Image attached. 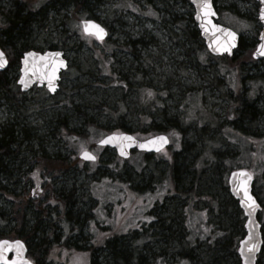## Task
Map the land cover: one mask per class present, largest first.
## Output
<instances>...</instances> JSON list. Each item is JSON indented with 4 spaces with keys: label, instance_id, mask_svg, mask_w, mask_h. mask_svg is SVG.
I'll return each mask as SVG.
<instances>
[{
    "label": "rangeland",
    "instance_id": "rangeland-1",
    "mask_svg": "<svg viewBox=\"0 0 264 264\" xmlns=\"http://www.w3.org/2000/svg\"><path fill=\"white\" fill-rule=\"evenodd\" d=\"M18 2L48 10V22L43 28L31 31L30 46L44 50L46 41L52 38V44L64 48L69 68L62 74L60 90L55 96L44 94V89L36 87L24 95L25 106L29 107L26 115L9 110L2 101L0 124L23 121L21 125L36 129L35 135L39 138L48 136V121L68 115L70 128L79 133L88 130L89 141L97 142L109 133L122 130L142 141L162 132L171 138V147L166 153H135L126 162L122 160V165L113 161L115 151H111L97 170L102 172L107 167L108 171L120 174H113V178L100 179L101 173L90 176L81 170H73L66 178L47 176L43 186L57 202L61 189L74 190L77 213L72 216L69 227L61 220V213H56L57 208L49 212L57 221L40 219L41 227L47 225L46 236L52 233V227L62 236L58 245L51 246L46 259L39 257L41 263L90 264L81 256L89 252L71 243L89 246L88 240L92 239L99 264L113 263L108 255L105 257L106 250L100 252L104 243H109L123 258L133 251H141L144 246L150 250L147 262H152L154 255L163 254L164 259L157 257V264H189L181 261L182 252L188 249L192 250V264H241L237 248L245 234V218L237 202L234 213L226 209L232 198L227 179L229 168L234 167L254 172L263 182L257 165L249 161L251 156L253 161L264 157L263 61L253 66L243 56L244 51L238 50L235 55L245 73L240 77L237 70L223 67L225 58H208L198 63L192 56L188 60L189 43L182 37L186 25L182 27L177 22L189 19L187 25L191 28L193 10L181 0H101L79 10L73 0L55 4L37 0ZM167 3L173 6L171 15ZM216 6L218 23L241 34L245 49L253 44L252 55L261 31L256 1L216 0ZM15 7L11 0H0L1 15ZM88 18L110 29L111 38L97 43L84 36L81 22ZM69 20L70 24H63ZM218 63L222 65L221 74L216 69ZM19 75V70L12 69L9 76L18 79ZM225 78L231 91L244 92L243 110L256 120L254 130L247 125V120L226 126L228 104L221 89ZM224 89L227 94L230 92L228 87ZM211 112L223 126L221 129ZM248 134L253 138L245 136ZM237 143L241 154L235 158L240 152ZM29 145L34 151L39 148L36 141ZM52 147L62 161L70 154L77 158V152L68 154L61 144ZM217 167L221 171L216 172ZM88 168L84 165L83 170ZM17 179L9 191L22 196L24 179L20 176ZM31 181L33 187L34 180ZM2 185L7 184L4 181ZM188 190L194 193H187ZM254 193L263 206L258 221L264 232V183L257 181ZM9 197L0 196V211L4 214L13 207ZM213 202L218 207L211 209ZM92 214L94 219L84 223V216ZM161 217L169 219L165 229H161L166 236L158 231ZM74 224L83 226L82 232L79 236L74 232L70 237L68 228ZM14 226L13 222L1 224L0 236L15 232ZM38 247L39 243L33 251ZM257 264H264V247Z\"/></svg>",
    "mask_w": 264,
    "mask_h": 264
},
{
    "label": "trees",
    "instance_id": "trees-1",
    "mask_svg": "<svg viewBox=\"0 0 264 264\" xmlns=\"http://www.w3.org/2000/svg\"><path fill=\"white\" fill-rule=\"evenodd\" d=\"M11 1L14 7L15 6L16 7L12 8V10H9L8 12L2 13V15L0 14L2 16V22H0V25L2 24L1 25L2 28L0 29V47L7 54L8 59L10 60L9 70L4 73H0V103L4 101L6 102L9 110H14L15 112L19 111L22 115H26L28 113L29 107L25 106L24 95L20 92L18 86L16 85V80L9 75L12 69L16 70L19 58L24 52L29 50L42 51L40 48L36 46H30L31 31L34 28H38V29L43 28L44 24L48 22L49 17H48V10H46L44 6L35 7L34 5L29 6L27 4L20 5L18 0H11ZM73 1L77 10H79L81 8L85 9L84 7L85 6L87 7L90 4L91 5L98 4L100 3L101 0H73ZM51 2L53 4L61 3L60 0H52L50 1V3ZM181 2L188 4L187 0H181ZM167 7H169L168 13L169 15H171V9H173V6L170 7L169 4L167 3ZM50 9L53 10V7ZM188 20L186 22L183 21L177 22V24L182 27L183 25H186V28H183L184 32L182 37L185 38L189 43V48L187 49L186 52L188 60H191L193 58L192 56L195 57L198 63H201V61L206 62L208 58H211L213 60H218V58L215 59L211 57L208 51L206 50L203 41L199 35V32L196 28V25L194 23L193 13L190 12V23L192 26L191 28H189L187 25ZM63 24L64 25L70 24V20ZM170 36L175 37L172 36L171 33ZM50 40L51 41H46L47 43L46 50H55V49L64 50L62 46L52 44V38H50ZM249 46L250 48H253V44H249ZM250 48L245 49L243 44V38H241L239 50H243L245 52V54L243 52V56L247 57L248 61H250L253 66H257L256 65L257 62L251 59L252 49ZM238 60L239 58L236 55H234L232 58H225V60H223L225 62L223 67H226L225 69L237 70L241 74L239 76L242 77V75H244L245 73L244 74L242 73V69L239 63L240 61L238 62ZM262 64H264V61L262 62ZM217 65L218 66L216 67V69L219 72V74H221L222 65H220L219 63ZM244 80L245 79H243L242 82H244ZM222 83L224 84L223 88H221L223 89L222 97L224 100L227 101L228 104L227 115H226V124H227L226 126L229 127L230 125H235L238 121L243 122L244 120L245 121L247 120L248 122L247 125L254 130L255 126L257 125L256 120L254 121L252 114H246V112L243 110L246 105V102L243 101L244 92L243 91L238 92L237 90L231 91L229 87L230 83L227 82L226 78L224 81H222ZM225 87H228L230 91L228 94L226 93L227 91H225L224 89ZM246 101L247 104H249V101L248 100ZM77 112L79 113V111ZM211 114L214 115L212 112ZM230 115H233L234 117H231ZM70 122L71 121H69L68 115H66L63 118L55 119L54 121L53 119H51L50 121H48V125H47L49 131L46 130L48 136L41 135L39 138H37V136L35 135V133L37 132L36 129L28 128L27 126L21 125L23 121H19L16 124L10 122L8 123L4 122L0 124V196L3 197L10 196L9 198H11L13 204V207L9 213L4 214L2 213V211H0V225L8 222L15 223L14 226L15 232L14 233L11 232L9 235L6 236H0V238L16 239L17 237H20L21 239L25 240L31 249L29 253L30 258L35 260L37 264H43L41 263L43 261L40 260L39 257L42 258V256H44L46 259L47 253H49L50 249H52L51 246H53L54 244L58 245L60 243V238L62 237L55 233L56 231L54 227H52V233H50V235H52L51 236L52 238L50 239V237L48 238V236H46L45 233L47 230V225L41 227L40 225L37 224L38 216H39L38 211L39 210L41 211L40 213H42V219H45L46 222L47 220L49 222H53V221H57L58 218L55 220L54 218H52V214L51 213L49 214V212L52 209L54 211V209L57 208L55 209L56 213H61V220L66 221L69 227L72 223V219H71L72 216H74L77 213L76 211L77 206H76V201L74 199L75 198L74 190L71 189L66 191V189L65 190L61 189L59 192L60 195L58 196H59V201L63 203V210H61L59 207L56 206H50L49 205L50 203H46V202H42L41 207L39 209L35 208L33 204L29 203L30 201L29 196L25 195L26 190H28L29 187H32V181L28 177L26 178L24 177L26 174H28L29 169L33 170L36 161L41 163V167H46L47 171L48 170L50 171V169L60 170L65 166V164H61V163H64L67 160L63 162L60 158L54 159L53 155L47 152L46 148L47 149L51 148V146H49V143H47V140H50L52 138L56 140H67V139L74 140L73 148L74 150H76V147L78 146V142H80L81 140H88L90 138L91 135L89 134L88 130L83 133L73 131L70 128ZM215 122L219 129L223 127L219 125L217 118ZM140 125L143 126L142 123H140ZM87 128H89V124H87L86 129ZM252 132L253 131H251V133ZM241 134L243 135L244 132H241ZM74 136H76L78 139H74L73 138ZM245 136L249 138L252 137V135L250 134ZM38 140L40 141L39 146L41 150L37 152L34 151L33 149H30L32 147H30L29 143ZM218 140H222V138H218ZM24 147L28 149L25 150L23 149ZM262 147L264 148V146ZM240 148L241 147L239 146V150ZM24 151H27V154H25ZM39 152L41 153L40 155ZM240 154H241V150L238 154H236L235 158H237ZM234 159H230V160H234ZM249 161L250 164L257 165L260 171V175L261 177L263 176V181H264V173H263L264 157L258 161H253V156H251ZM236 169L239 168L231 167L229 168V171ZM218 171H221L219 167L216 168V172ZM216 175L218 174L216 173ZM18 176L24 179L23 181L25 183L22 189L23 192L22 196L19 195L16 196L11 191H9L11 185L16 184L19 181L17 179ZM256 177L258 181H260L262 184L261 178H259V176L257 175ZM4 181L7 184L6 186L2 185ZM50 187L51 186H49V188ZM87 187H89V185H87ZM187 193H194V192L188 190ZM226 194L228 195V192ZM91 200L92 199L90 197V201ZM235 203L236 201H234V199L232 198L229 199V205L226 207V209H229V211L231 210L234 213L235 212L234 207L236 206V205L234 206ZM212 204L213 205L211 206V209L213 206L218 207V204L216 203L214 204V202ZM76 217L78 218V216ZM93 219H94L93 214L91 217L85 215L84 223H89ZM160 219L162 225L161 227L158 228L159 234H163L164 236H166V234H164L161 229H165V225L168 224L169 219L166 218L162 219V217ZM23 227H25V230L27 232L21 230ZM82 227L83 226L74 224L71 229L68 228V236L72 237L74 232H77L79 236V233L82 232ZM127 235L128 234L124 236ZM150 235L152 237V233H150ZM237 235L241 236V234L240 235L237 234ZM263 240H264V232H263ZM88 241H90L88 242L90 244L89 246L88 245L86 246L85 244L78 245L77 242H72L71 245L78 246L79 249L89 252L88 255L84 253V255L81 256H85L90 264H99L97 261L98 251L93 246L92 239ZM121 241L124 242V240ZM38 243H39V247L38 250L35 252L33 251V248L36 247ZM114 243L117 242L115 241ZM167 243H169V241ZM101 247L102 248L100 249L101 250L100 252L106 250L107 254L105 255V257L108 255V258L113 261L112 264H142L144 260H146L144 264H157V260H158L157 257L163 258V254H160L159 256L154 255L153 261L147 262V259L149 257L148 252L150 250L144 248V246L142 247L141 251L139 252L133 251L126 258H123L120 255H118L117 252H115L111 248L109 243H104ZM191 255H192L191 249L182 252L181 261H186L189 264H192Z\"/></svg>",
    "mask_w": 264,
    "mask_h": 264
},
{
    "label": "water",
    "instance_id": "water-1",
    "mask_svg": "<svg viewBox=\"0 0 264 264\" xmlns=\"http://www.w3.org/2000/svg\"><path fill=\"white\" fill-rule=\"evenodd\" d=\"M40 1H48V0H40ZM189 2L194 9V16H193L194 22L200 33V37L202 38L204 45L209 51V53L213 57H223V56L232 57L235 50H237L239 47L240 35L237 34L235 31H233L232 29L217 23L219 16L214 6V0H208L209 4L211 5V11L213 14L208 16L207 19L204 18L203 10L199 7L201 0H196L195 3L193 2V0H189ZM256 2L259 4L260 7L258 21L261 24V32L258 37L259 43L252 54V58L256 61H261L264 59V56H261L259 54L260 46L264 44V39H262V37H264V19H261V13L264 12V0H256ZM85 21L94 22L95 24L100 25L104 29L105 35L103 36L102 40L97 39L94 35H89L85 33L84 31ZM81 28L85 36L94 37L97 42L105 41L108 37L107 29L96 20L91 19V20L82 21ZM230 33L234 34V38L233 36L229 35ZM0 52L4 54V59L6 60L4 66L0 67V73H4L9 68V60L6 53L3 51L1 47H0ZM28 53H34L35 55L29 56ZM56 53H59L60 55L56 56L55 55ZM60 61H63L64 63L60 64L59 63ZM68 66L69 63L65 58L64 52L61 50H50L45 52H37L34 50L27 51L23 54L21 58L20 76L17 80V85L20 87V91L22 93H28L34 87H37L40 89L45 88L50 96H54L60 89L59 83L61 81V75L67 71ZM53 69H55V77H56L53 80V83L55 85V91H52L48 86L49 85L48 77L52 74ZM21 80L24 81V84L20 83ZM25 85L27 86L25 87ZM113 135L117 137L129 136L132 138V141L117 140L105 144H101L99 142L98 145L114 149L117 155L124 160L129 159L131 154L136 151L144 152L145 154L154 155L162 151H166L170 146V139L166 134H159L143 141L136 139L131 133L109 134L103 139H106L107 137ZM160 136L166 137L167 143H161L159 141H157L156 144L148 143L149 141H153L156 137H160ZM141 145L144 146L141 147ZM157 147H159V150H157ZM122 148L125 153L123 155L121 154ZM86 152L94 156L90 151H86ZM79 158L85 162H92L96 160V157L95 160L84 159L82 153L80 154ZM234 173L236 174L244 173V179L247 180L248 193L256 202V207L254 210L249 209L246 204L241 202V197L243 196V193L234 190L235 185L237 183V179L233 176ZM253 185H254V177L250 173V171L246 169L235 170L231 172L229 175L228 186H229L230 194L236 201H238L239 207L243 211L246 218L244 224L246 235L239 242V247L237 250V254L240 258L241 264H257L258 255L263 246L261 225L258 222V218H257L258 213L261 211L262 207L258 202L257 198L253 195L252 192ZM249 212H251V215H249ZM250 233L252 235L251 240H249ZM2 241H9L10 243L8 246L0 245V264H35L30 259L27 258L28 247L24 241L20 239L0 240V242ZM17 241L19 242V245L16 244ZM249 243H255L257 245V247L251 253L247 251V244ZM241 249H244L243 255L241 254Z\"/></svg>",
    "mask_w": 264,
    "mask_h": 264
},
{
    "label": "flooded vegetation",
    "instance_id": "flooded-vegetation-1",
    "mask_svg": "<svg viewBox=\"0 0 264 264\" xmlns=\"http://www.w3.org/2000/svg\"><path fill=\"white\" fill-rule=\"evenodd\" d=\"M46 3H49V2H46ZM215 3H216V0H215ZM188 6L192 10L189 3H188ZM107 30L109 32V37L107 38V40H109L111 38V31L108 28H107ZM88 38L91 40H94L93 37H88ZM107 40L103 41L102 43H105ZM23 54L19 58V61H18L17 67H16V70H19V72H20L21 58H22ZM9 67H10V65H9ZM8 70H9V68H8ZM14 79L17 81L16 77H14ZM23 95H25V94H23ZM73 138L78 139L76 136H74ZM100 140L97 142L96 141H89V140H84V142L80 141V142H78V148L76 150H74V148H73L74 140H71V139L56 140L53 138L50 140H47V143H49V146H51V147L54 145H60L61 144L62 149H64L66 151V153H68V154H70V153L73 154V151L77 152V154H76L77 158L74 159V157L70 154L69 157L67 158V161L66 162L63 161L64 163H61V164H65V166L63 168H61L60 170H57V169L51 170L50 169V171L49 170L47 171L46 167H41V163L36 161L33 170L29 169L28 174H26L24 177V178L28 177L29 179L34 180L33 187H29L28 190H26V192H25L26 193L25 195L29 196V198H30L29 203L33 204L35 206V208L39 209L41 207L42 202H46V203H50L49 204L50 206H56V207H59L61 210H63V203H61V201L57 202L56 198H51L49 190H47V188L43 186L44 184L46 185V183H47L46 182L47 176H50L51 179L66 178L67 176H69V174L71 172H73V170H77V171L81 170V171H84L85 174H87V175L89 174L90 176H95L97 173H101L100 179L104 178V177L113 178L112 175L117 173V172L108 171L107 167H106V170L102 171V172L97 170V168H100L99 166H100V163H102V160L106 159L107 155H109V153L111 151H115L114 149H111L108 147L99 146L98 143L100 142ZM86 142H88V143H86ZM36 143H39V145H40V141H36ZM82 144H83V146L81 148H79L80 145H82ZM24 149L27 150L28 148H24ZM40 150H41V148L39 146L38 150H36V151L38 152ZM84 151H90L96 157V160L92 161V162H85V161L81 160L79 158V155L81 154V152H84ZM24 152H25V154H27V151H24ZM47 152H49L51 155H53L54 159L59 158V154L56 153V150H54L53 147L50 151H47ZM28 153H31V152H28ZM164 153H166V152H160L159 154H164ZM40 154L41 153L39 152V155ZM143 155H145V154H143ZM131 157H132V155H131ZM116 160L119 161V165L120 164L122 165V159L119 158V156L117 155V153L115 151L113 161H116ZM84 165H88L89 168L86 170L85 169L83 170ZM92 166H96V167L94 170L91 171ZM263 173H264V171H263ZM115 175H120V174H115ZM263 183H264V181L262 182V184ZM38 212H39V216H38L37 224L40 221V219H42V213H40L41 211L39 210ZM52 218L56 219V217H54L53 214H52ZM21 230H24L25 232H27L25 230V227H23ZM51 236L52 235L49 234L48 238L50 237V239H51L52 238ZM16 239H21V238L17 237ZM16 239H10V240H16ZM21 240H23V239H21ZM23 241L27 244V242L25 240H23ZM27 247H28V253H27L28 258L32 262L36 263V261L31 259L29 256L31 249L28 246V244H27Z\"/></svg>",
    "mask_w": 264,
    "mask_h": 264
},
{
    "label": "snow or ice",
    "instance_id": "snow-or-ice-1",
    "mask_svg": "<svg viewBox=\"0 0 264 264\" xmlns=\"http://www.w3.org/2000/svg\"><path fill=\"white\" fill-rule=\"evenodd\" d=\"M193 2L195 3L196 0H193ZM199 7L203 10V16L205 19H207L208 16L213 14L211 11V5L209 4L208 0H201ZM261 19H264V12L261 13ZM213 27H215V26H213ZM84 31H85V33H87L89 35H94L99 40H102L103 36L105 35L104 29L100 25L95 24L94 22H91V21H85L84 22ZM229 35L233 36V38H234V34L230 33ZM262 39H264V37H262ZM225 50H227V49H225ZM259 54L261 56H264V44H262L260 46ZM28 55L33 56L35 54L34 53H28ZM55 55L59 56L60 54L56 53ZM5 63H6V60L4 59V54L2 52H0V67H3ZM59 63L63 64L64 62L60 61ZM55 78H56L55 77V69H53L52 74L48 77V80H49L48 86L52 91H55V85L53 83V80ZM20 83L24 84V81L21 80ZM26 86L27 85H25V87ZM117 140L132 141V138L129 136L117 137V136L113 135V136L107 137L106 139H102L100 141V143L101 144L111 143V142H114ZM157 141H159L161 143H167V138L163 137V136L156 137L153 141H149L148 143L156 144ZM143 146L144 145H141V147H143ZM157 150H159V147H157ZM121 154L122 155L125 154L123 151V148L121 149ZM82 156L84 159L95 160V157L86 151L82 152ZM233 176L237 179V183L235 185L234 190L237 192L243 193V196L241 197V202L246 204L249 209L254 210L256 207V202L248 193V185H247V180L244 179V173H239V174L234 173ZM249 179H250V177H249ZM249 215H251V212H249ZM251 239H252V235L250 233L249 234V240H251ZM9 243H10L9 241H2V242H0V245L8 246ZM16 244L19 245V242L17 241ZM256 247H257V245L255 243H249V244H247V251L249 253H251ZM5 250H7V249H5ZM243 253H244V249H241V254L243 255Z\"/></svg>",
    "mask_w": 264,
    "mask_h": 264
},
{
    "label": "bare ground",
    "instance_id": "bare-ground-1",
    "mask_svg": "<svg viewBox=\"0 0 264 264\" xmlns=\"http://www.w3.org/2000/svg\"><path fill=\"white\" fill-rule=\"evenodd\" d=\"M63 49V48H62ZM55 263V262H54Z\"/></svg>",
    "mask_w": 264,
    "mask_h": 264
}]
</instances>
